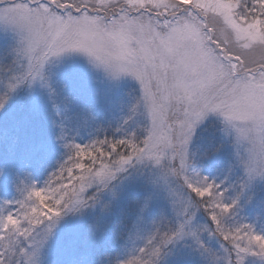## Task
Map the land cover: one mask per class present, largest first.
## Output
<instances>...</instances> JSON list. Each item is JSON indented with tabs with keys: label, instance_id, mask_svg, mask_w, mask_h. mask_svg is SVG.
Segmentation results:
<instances>
[{
	"label": "snow or ice",
	"instance_id": "1",
	"mask_svg": "<svg viewBox=\"0 0 264 264\" xmlns=\"http://www.w3.org/2000/svg\"><path fill=\"white\" fill-rule=\"evenodd\" d=\"M0 31V112L39 91L63 149L39 182L0 183L17 193L0 198V264H46L69 220L111 215L131 181L145 195L119 250L65 264H264V0H0ZM73 61L113 88L134 82L126 112L66 93L57 70ZM205 133L218 134L210 151ZM222 152L226 168L204 174ZM89 228L73 253L105 237Z\"/></svg>",
	"mask_w": 264,
	"mask_h": 264
},
{
	"label": "rangeland",
	"instance_id": "2",
	"mask_svg": "<svg viewBox=\"0 0 264 264\" xmlns=\"http://www.w3.org/2000/svg\"><path fill=\"white\" fill-rule=\"evenodd\" d=\"M11 44L10 36L0 31V60H4L7 56ZM57 71L58 80L66 85V93L83 89L82 103L91 102L93 97L96 100H100L102 96L105 100L110 99L113 101L114 116L121 114L119 103L123 102L126 112L127 105L132 102L135 95L134 82L126 80L119 88H113L96 77L82 61L66 63ZM52 119L50 105L39 91L29 94L27 90H21L5 110L0 112V169L4 170V179L0 183L11 180L15 174L23 175L25 171L32 172L39 178L36 182H39L48 171L55 169L58 161L62 162L63 149L57 148L53 143ZM217 139L218 134L212 136L210 133H205L201 143L210 151ZM41 144L47 145L54 151L45 155L38 150ZM228 159L227 154L222 152L219 156L206 161L204 174L215 176L219 168H226ZM118 191L120 199L113 203L111 215H102L97 209L83 219L69 220L67 224L70 225L60 229L57 239L52 242L46 253V264H65L74 255L76 258L104 261L106 253L119 250L123 240H117L115 235L118 232H126L131 226L136 209L145 195V189L141 182L131 181ZM5 195L9 198L16 196L14 186H10L7 193H0V198H4ZM252 211L254 209H249L250 213ZM95 223L101 225L105 237L97 239L88 247L81 246L73 253L74 238L77 235L81 238L89 236V226Z\"/></svg>",
	"mask_w": 264,
	"mask_h": 264
},
{
	"label": "trees",
	"instance_id": "3",
	"mask_svg": "<svg viewBox=\"0 0 264 264\" xmlns=\"http://www.w3.org/2000/svg\"><path fill=\"white\" fill-rule=\"evenodd\" d=\"M92 213H90L89 215H91ZM89 215H87V216H89ZM96 224V223H95ZM70 224H66L65 225V227H68ZM72 226V225H71Z\"/></svg>",
	"mask_w": 264,
	"mask_h": 264
}]
</instances>
